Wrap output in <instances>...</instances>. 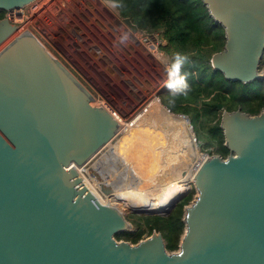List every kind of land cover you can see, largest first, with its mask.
Masks as SVG:
<instances>
[{
	"label": "water",
	"instance_id": "obj_1",
	"mask_svg": "<svg viewBox=\"0 0 264 264\" xmlns=\"http://www.w3.org/2000/svg\"><path fill=\"white\" fill-rule=\"evenodd\" d=\"M30 1L0 0V9ZM202 2L224 29L212 68L230 81H264V0ZM14 30L1 18L0 43ZM216 106L229 153L194 173L178 249L155 231L117 240L131 224L74 167L117 135V120L34 35L14 38L0 51V264H264V110Z\"/></svg>",
	"mask_w": 264,
	"mask_h": 264
},
{
	"label": "rangeland",
	"instance_id": "obj_2",
	"mask_svg": "<svg viewBox=\"0 0 264 264\" xmlns=\"http://www.w3.org/2000/svg\"><path fill=\"white\" fill-rule=\"evenodd\" d=\"M137 31H146L148 33L156 31L161 33L163 45L160 49L169 62L167 67L162 65L155 56L147 53L139 42L137 33L133 32L122 21V17L119 15L114 3L109 0H78L69 4V9L65 13L61 24L53 31L54 34H44L41 37V41L47 50L88 90L99 105L109 108L113 113L115 112V116H113L123 125L127 121L126 119H131L140 114L139 110L149 101H160V97L164 102L174 103L176 101L167 88L173 60L163 48L167 44L165 26L147 27ZM7 43H4V45ZM167 60H164L165 63ZM259 68L264 70V54ZM187 112L188 114H175H180L182 120L184 119L183 121L180 120L183 127L188 124L190 129L191 125L190 131L195 139L193 143L199 153L202 155L207 154L208 156L218 155L214 145L209 147L206 145L208 138L204 135L205 130L203 131V128L198 124L196 113L193 110H187ZM221 112V110L216 111L211 119L208 120L207 126L213 125L215 120L220 117ZM185 115L189 118L190 124L188 120L187 124H184L186 122ZM99 169L100 166L97 165L91 168L89 172L91 178L97 183L100 181ZM192 170L195 172L196 166H193ZM129 176L131 177V175ZM140 185L141 181H135L133 185L122 183L106 190L111 192L133 188V190L128 189L125 194H122L124 191L121 195L120 193L116 194L117 198L120 200H144L154 207L156 205L159 206L161 200L157 199L156 196L160 195L161 190L156 189L158 187L153 185L145 188ZM190 185L189 190H185L183 184L179 188L176 186L175 189H178L183 196L181 195L182 197L163 214L135 213L131 205L124 206L123 203H115V205L120 211L124 207L122 213L131 224L129 225V231L136 233L138 230H142L140 240L145 239L151 234L144 223V217L154 215L166 217L175 208H178L180 203L183 204L185 202L184 209L196 195L193 182ZM134 189L141 191H146L147 189L156 190L143 192L140 196L131 197L135 194L131 193L135 191ZM166 192L163 193L166 194ZM185 199L188 200L186 201ZM153 231L160 233L156 230ZM124 236L118 237L117 240H125L132 244L136 243Z\"/></svg>",
	"mask_w": 264,
	"mask_h": 264
},
{
	"label": "trees",
	"instance_id": "obj_3",
	"mask_svg": "<svg viewBox=\"0 0 264 264\" xmlns=\"http://www.w3.org/2000/svg\"><path fill=\"white\" fill-rule=\"evenodd\" d=\"M109 1L114 3L119 15L130 18L138 30L164 25L167 44L163 48L172 60L176 53L189 57V64L182 69L188 73V89L172 94L177 102H164L161 97L160 100L174 113L188 114L187 110H193L199 126L205 130L204 135L208 138L206 145H214L216 154L226 157L229 150L224 144L220 128L221 115L213 125L207 126L208 120L219 110L217 103H221L227 111L241 108L250 114H258L264 110V81H230L220 71L212 68L211 56L222 50L225 42L224 29L214 23L202 0ZM3 15L4 10L0 9V19ZM184 204L185 202L180 203L166 217H144L148 232L151 234L153 230L159 231L169 251L178 249L183 234ZM141 234L142 230L136 233L123 231L117 234L116 239L125 235L124 237L137 242Z\"/></svg>",
	"mask_w": 264,
	"mask_h": 264
},
{
	"label": "flooded vegetation",
	"instance_id": "obj_4",
	"mask_svg": "<svg viewBox=\"0 0 264 264\" xmlns=\"http://www.w3.org/2000/svg\"><path fill=\"white\" fill-rule=\"evenodd\" d=\"M161 64L167 67L169 62ZM139 112L136 117L126 119L128 122L123 125L119 123L118 137L137 126L134 139L120 149L107 146L90 166V169L100 166V181L96 183L102 191L122 183L133 185L135 181H141L140 186L144 188L169 185L185 179L194 160L202 156L194 146L191 125L189 129L185 122L186 127H183L184 119L180 114L169 112L159 100L149 101Z\"/></svg>",
	"mask_w": 264,
	"mask_h": 264
},
{
	"label": "built area",
	"instance_id": "obj_5",
	"mask_svg": "<svg viewBox=\"0 0 264 264\" xmlns=\"http://www.w3.org/2000/svg\"><path fill=\"white\" fill-rule=\"evenodd\" d=\"M78 0H32L20 7H14L4 10L3 18L15 26V30L0 43V51L14 38L18 37L25 31L34 35L41 43V37L53 33L61 24L65 13L69 9V4ZM138 40L151 55L163 52L160 48L163 45L160 32L137 31ZM51 35V34H50ZM8 42L6 45L4 43ZM43 44V43H42ZM4 45V46H3ZM44 45V44H43ZM170 111L169 108H167ZM111 111V110H110ZM111 113L114 115L115 112ZM115 116V115H114ZM208 157V155L206 154ZM201 165L196 166V170ZM195 170V172H196Z\"/></svg>",
	"mask_w": 264,
	"mask_h": 264
},
{
	"label": "bare ground",
	"instance_id": "obj_6",
	"mask_svg": "<svg viewBox=\"0 0 264 264\" xmlns=\"http://www.w3.org/2000/svg\"><path fill=\"white\" fill-rule=\"evenodd\" d=\"M155 58L159 62H161L163 64H166L164 60L165 59L167 60V58H166V56H165V54L163 52H160V53L156 54ZM175 117H179V115H175ZM186 123H187V119H186ZM187 126H188V124H187ZM135 127H137V126H134L128 133L122 135L121 137H118V133H119V130H120V125H119V122H118L117 135L113 139L109 140L106 144H103L90 157V159L85 164H83V165H74V167L77 170V172H78L79 176L81 177V179L85 182V184L92 191V193L95 195V197L102 204H106V205H110V206L115 207L123 216H124V214L122 212H123V208L124 207H122V211H120L117 208V206L115 205V203H123L124 206L125 205H131L132 209L134 211H136V212H143V213L145 212V213H152V214L153 213H160V214L166 213L171 208L172 204L182 195L178 191V189H175L176 185H178L177 188H179V186L183 184L184 188L186 190H189V188L191 186L190 184H191V182H193L194 173H195L192 170V167L193 166H197L198 164H200L203 160H205L207 158V156H203V155H202L203 157L202 156H198L194 160V162L192 163V166H191V168L189 170L188 175H186L187 177L185 176L186 177L185 181H183L184 179H182V180L174 181L173 183H171L169 185H163L162 187L156 188L158 190H161L160 191V195L156 196L157 199L161 200V203L159 204V206L156 205V207H154L151 204H149V202H145L144 200H135V199H122V200H120L119 198H117L116 194L120 193V195H121V193L123 191H124V193H122V194H125L126 192H128V189H132L133 190V188H128V189H124V190H118V191H111V192H109L107 190L102 191L101 188L98 186V184L95 182V180L92 179L90 174H89L90 166H91L93 160L97 157L98 154H100L103 151V149H105L107 146H109L111 149H115V150L116 149H120V147L123 146V144L131 142L134 139V128ZM137 189H134L135 191L134 192L132 191L131 193L132 194L135 193V194L140 196V194L143 193V192H149L151 190H156V189H149V190L147 189L146 191H141V190H137ZM168 190L170 192H166ZM163 192H166V194H164ZM131 197H133V196H131ZM121 198H122V196H121Z\"/></svg>",
	"mask_w": 264,
	"mask_h": 264
},
{
	"label": "clouds",
	"instance_id": "obj_7",
	"mask_svg": "<svg viewBox=\"0 0 264 264\" xmlns=\"http://www.w3.org/2000/svg\"><path fill=\"white\" fill-rule=\"evenodd\" d=\"M189 64V57L176 53L169 72V81L167 88L171 94H178L188 89L187 83L188 73L183 72L182 69Z\"/></svg>",
	"mask_w": 264,
	"mask_h": 264
},
{
	"label": "crops",
	"instance_id": "obj_8",
	"mask_svg": "<svg viewBox=\"0 0 264 264\" xmlns=\"http://www.w3.org/2000/svg\"><path fill=\"white\" fill-rule=\"evenodd\" d=\"M161 101V100H160Z\"/></svg>",
	"mask_w": 264,
	"mask_h": 264
}]
</instances>
